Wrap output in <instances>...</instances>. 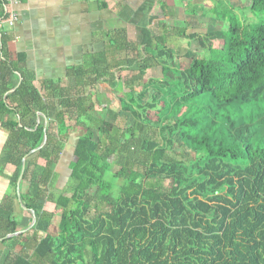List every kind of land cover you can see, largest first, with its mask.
I'll return each instance as SVG.
<instances>
[{"label":"trees","instance_id":"trees-1","mask_svg":"<svg viewBox=\"0 0 264 264\" xmlns=\"http://www.w3.org/2000/svg\"><path fill=\"white\" fill-rule=\"evenodd\" d=\"M208 12L223 24L224 44L176 28L189 41L185 68L165 34L138 29L134 44L144 56L123 61L136 68L131 78L118 76L121 67L111 71L102 51L70 70L73 86L44 81L41 89L21 70L23 58L8 56L0 31V126L7 133L0 158L15 167L14 194L0 207V238L18 231L16 180L23 157L44 137L37 113L47 120L46 143L28 155L20 195L37 217L31 231L41 236L3 238L0 264H264V0L248 7L212 0ZM124 35L111 36L117 50L126 47ZM157 66L161 78L148 77L145 85L163 91L143 101L146 86L135 93L134 84ZM17 73L21 82L9 92ZM100 83L121 94L122 110L134 119L125 129L99 132L117 117L103 95L94 100L85 91ZM155 109L162 114L151 122ZM77 126L68 190L53 195L55 166ZM177 148L183 159L174 156ZM45 201L59 210L56 221ZM92 205L98 212L89 217Z\"/></svg>","mask_w":264,"mask_h":264},{"label":"crops","instance_id":"crops-1","mask_svg":"<svg viewBox=\"0 0 264 264\" xmlns=\"http://www.w3.org/2000/svg\"><path fill=\"white\" fill-rule=\"evenodd\" d=\"M211 3L212 0H20L16 6L17 22L12 27L0 24V31L7 38L5 49L8 56L14 61L19 56L23 58L21 70L26 76L33 77L32 83L36 88L41 89L44 81L73 86L74 78L69 75L70 70L87 65L102 51L107 53L111 71L121 67L118 73L121 78V73L129 69L121 64L115 66V63L133 58L127 52L122 58L119 53L134 43L138 29H149L154 35H164V30L170 28L185 29L188 27L186 23L191 22L190 18H198L199 15L216 20L208 12ZM116 30L125 32L122 42L128 46L126 44L122 50L112 45L111 36ZM16 81L18 83V75ZM6 140L7 133L0 126V157ZM54 170L56 172V168ZM14 172L15 167L3 164L0 158V207L8 204L14 194L11 180ZM59 172L61 169L56 173L59 175ZM65 175L66 181L68 172ZM26 187L27 183L21 181L20 195ZM16 188L17 185L15 194ZM53 207L51 201L43 204L48 212H54ZM12 210L18 231L25 230L31 223L32 215L20 205L17 195L12 201ZM27 231L31 228L22 233L31 238ZM2 249L0 245V251ZM19 250L20 247H16V251Z\"/></svg>","mask_w":264,"mask_h":264},{"label":"rangeland","instance_id":"rangeland-1","mask_svg":"<svg viewBox=\"0 0 264 264\" xmlns=\"http://www.w3.org/2000/svg\"><path fill=\"white\" fill-rule=\"evenodd\" d=\"M201 1V0H198ZM231 3L235 6V7H248L251 3V0H230ZM191 22L186 23L188 27L185 28V33H192V32H197V33H208L211 37V39L213 40V44L215 47L220 48L223 46L224 44V35L222 33L223 30V24L220 21H216L213 20L211 18H204L201 17L199 15L198 18H190ZM177 24V23H176ZM183 24V23H182ZM180 24V25H182ZM179 25V23L177 24ZM182 26H185L184 24ZM164 33L166 34V43L168 46L173 47L177 54H178V61L180 62V67L181 68H185L188 64V59L186 57L183 56V54L185 53V51L188 49L189 46V41L188 39L184 38L183 36H178L175 33V30L173 29H168V30H164ZM135 46V47H134ZM190 48H194V45L192 44ZM129 51V52H128ZM125 52H127L130 57H133L135 59H138L136 57V55H139L141 57L144 56V53L142 52V49L140 46H136V44L132 43L130 44V46L125 50L120 51L119 55L120 57H126ZM121 65H124V62L120 63ZM124 66L127 67V64H125ZM128 68V67H127ZM129 70L127 72H123L121 73V79L123 80H127L129 78H131L132 74L134 75V72H136V68L130 67L128 68ZM144 77V76H143ZM148 77H153V78H161V72H160V67L157 66L155 68H153L151 71H149V74H147L145 76L144 79H141L139 81H136L134 84V92H140L141 89L146 86V91L144 92L143 95V101H150L151 97L153 95L156 94V90L159 91H163L162 88H158L156 85H145ZM92 89V91H90ZM86 88L85 91L86 92H93V99L95 100L97 97V95L102 96L103 95V102L104 105L109 106V108L111 110H113L114 112H116L117 117L113 120L110 118H107V120L101 125V129H100V133L104 134V133H108L113 127L118 128L119 130H123L126 128V126L131 125L134 122L133 117L131 116V114L127 111L122 110L124 106V104L120 105L118 102V96H120V93H112L109 89L108 86H106L105 84L100 83L99 86L95 87V88ZM205 106V104H204ZM95 108H99V106L96 104ZM161 112H157V110H149L148 112V119L153 122L156 120V118H158L159 116H161ZM68 124H74V121L71 120L70 122H68ZM80 130H82V128L80 126H77L76 129L74 131H70L68 133V137L66 140V144L65 147L60 155L58 164L55 166L56 168V172L60 171L61 169V173L59 172V175L56 178V181L52 187V189H50V192L53 195H58L60 193H65V191L68 190V186H67V180L66 179V173L68 172V165L72 159V147L73 144L76 141V138L78 136V134H80ZM183 132H186L192 136L196 135V132L194 130H191L190 128H184ZM97 135V131L95 132ZM183 140V137H181ZM253 143L257 144L256 138L253 139ZM189 150H191V147L188 148ZM63 155V156H62ZM191 157L193 156V153L191 152L189 154ZM174 156L178 159H183L185 157V155L182 154V151L180 148H177ZM40 162H42V160H40ZM94 205V204H93ZM91 207L88 216L92 217L94 216L98 210L95 208V206ZM53 210H55L53 212L55 219L54 221H56L58 219L59 216V210H57L56 208L53 207ZM35 234L34 231H27V235L29 237H33ZM35 236L37 238H39L41 236V234H35Z\"/></svg>","mask_w":264,"mask_h":264},{"label":"water","instance_id":"water-1","mask_svg":"<svg viewBox=\"0 0 264 264\" xmlns=\"http://www.w3.org/2000/svg\"><path fill=\"white\" fill-rule=\"evenodd\" d=\"M17 75H18V83L15 85V87H13L11 90H9V92H12V91H13V90H14V89L20 84V82H21V77H20V75H19V74H17ZM40 116L43 117V120H44V137H43V140H42L41 144H40L38 147H36V148L30 150L29 153L23 157L22 162H21V168H20V171H19V174H18L17 180H16V185H17V188H16L17 200L19 201L20 205H21L24 209L29 210L30 213H31V215H32L31 223H30V225H29L25 230H28V229L32 228V227L35 225V223H36V218H37V217H36V214H35V212H34L33 210H31V209H27L25 206H23L22 201H21V197H20V183H21V181H22V177H23V173H24V169H25V162H26V159H27L28 155L37 152V151L40 150V149L45 145V143H46L47 135H46L45 128H46L47 120H46L45 116H44L42 113H37V117H36V122H37V123L40 122ZM19 126H20V123H19ZM25 230H20V231H16V232H14V233L7 234V235H6L5 237H3V238H9V237H12V236H17V235L21 234V233H22L23 231H25ZM3 238H0V241H2Z\"/></svg>","mask_w":264,"mask_h":264},{"label":"built area","instance_id":"built-area-1","mask_svg":"<svg viewBox=\"0 0 264 264\" xmlns=\"http://www.w3.org/2000/svg\"><path fill=\"white\" fill-rule=\"evenodd\" d=\"M2 7L6 14L3 20L0 19V24H6L7 26L12 27L18 20V11L16 6L20 0H1Z\"/></svg>","mask_w":264,"mask_h":264}]
</instances>
